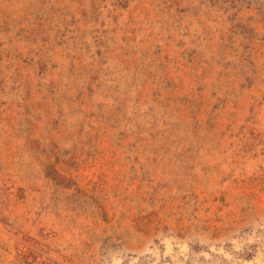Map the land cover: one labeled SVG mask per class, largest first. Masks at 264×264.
<instances>
[{
	"label": "rangeland",
	"instance_id": "obj_1",
	"mask_svg": "<svg viewBox=\"0 0 264 264\" xmlns=\"http://www.w3.org/2000/svg\"><path fill=\"white\" fill-rule=\"evenodd\" d=\"M0 264H264V0H0Z\"/></svg>",
	"mask_w": 264,
	"mask_h": 264
}]
</instances>
